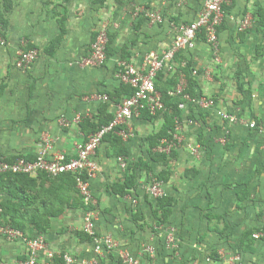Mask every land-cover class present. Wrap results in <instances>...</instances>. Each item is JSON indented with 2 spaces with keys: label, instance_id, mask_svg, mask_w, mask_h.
<instances>
[{
  "label": "crops",
  "instance_id": "0c3cea01",
  "mask_svg": "<svg viewBox=\"0 0 264 264\" xmlns=\"http://www.w3.org/2000/svg\"><path fill=\"white\" fill-rule=\"evenodd\" d=\"M205 2L15 0L10 10L3 7L7 27L6 44H0V155L34 159L51 140L52 154L75 157L93 126L114 117L129 95L118 77L119 63L127 58L141 67L149 52L164 53L177 30L195 20ZM141 9L162 13L164 22H151ZM224 11L219 61L201 35L192 50L177 57L181 65H190L196 96L212 97L216 104L181 109L184 140L174 152L158 151L162 140L150 139L161 132L165 112L133 117L129 139L110 138L98 149L99 171L91 180L98 200L97 232L113 237L119 248L104 253L102 264H131L120 251L128 252L136 264H235L237 255L239 264H264V0H231ZM247 17L252 26L241 30ZM103 24L110 28L112 55L103 65L88 66L85 59ZM58 37L55 53H46ZM28 45L39 49L40 56L22 70L15 60ZM163 75L165 84L173 76ZM103 93L110 101L99 98ZM253 121L256 128L248 125ZM139 161L143 167L129 170ZM133 172L135 188L116 193L115 184ZM150 176L162 182L164 209L170 210L165 219L161 197L145 189ZM38 181L32 192L36 203L16 213L58 215L46 233L34 228L29 232L44 236L57 256L70 253L79 264L95 257L94 245L82 231L87 210L80 195L62 182L49 196L51 182ZM43 200L49 203L43 205ZM4 201L21 208L6 189L0 190V203ZM254 233L263 235L254 238ZM148 245L154 256L144 251ZM27 257L24 242L0 235V264H25Z\"/></svg>",
  "mask_w": 264,
  "mask_h": 264
},
{
  "label": "built area",
  "instance_id": "2783aa9c",
  "mask_svg": "<svg viewBox=\"0 0 264 264\" xmlns=\"http://www.w3.org/2000/svg\"><path fill=\"white\" fill-rule=\"evenodd\" d=\"M231 0H206L204 8L199 16L190 23L181 26L173 39L170 47L164 52L151 51L145 57L141 67H136L128 61L119 63L120 70L118 77L122 83L130 86L133 89V94L125 96L122 102L118 105L116 114L109 124L102 126L97 132L92 133L88 140L80 143L77 147L75 157H68L64 153H51L53 145L51 140H46V147L34 159L28 158L26 155H18L14 159L7 155H0V174H28L37 176L40 173H45L50 177H57L62 174L74 175L77 183V188L83 198L86 206L90 207L87 210L85 223L82 231L91 237L94 245L95 257L85 259L81 264H102L100 257L109 251L119 249L117 242L109 235H100L97 232V214L98 200L92 192L91 180L96 177L99 166L96 161L98 149L104 141V137L109 134H116L123 139H129L131 130L129 122L133 117H139L143 112H148L156 115L164 112L167 107L165 105L162 93L157 89L156 79L160 73L163 74H179L181 63L177 57L181 52L192 50L199 36H203L206 42L212 47L213 55L216 61L220 60V42L219 28L224 22L225 11L224 7ZM145 16L153 23L160 24L164 22V16L160 12L148 11L141 9ZM252 26V18L247 17L241 24L240 29L245 30ZM108 32L103 29L98 30V35L92 44L91 54L85 59V64L88 66H100L106 62V47L108 44ZM0 44L5 45L4 36L0 34ZM40 56V51L37 48L20 50L15 66L22 70H27L34 64ZM195 74L196 71L194 70ZM189 86L188 77L185 73L180 72L178 84L175 89L169 91L170 96L183 95L184 102L179 107L184 109L188 104H196L204 109L213 108L216 101L208 96H191L186 92ZM103 101H110L107 94L99 95ZM224 119L233 121V116L230 113L221 114ZM82 118L78 117L77 121ZM176 131L172 133L171 139H163L158 147V151L169 153L175 147L180 145L183 140L182 121H176ZM63 125L68 126L69 122L63 121ZM251 128L258 126L257 122L253 121L248 124ZM119 126H125L121 130H116ZM264 127V125H263ZM121 167L127 168L123 158H119ZM147 193L155 198L162 197L164 192L162 182L150 176L145 185ZM133 202H137L135 199ZM3 213V208L0 206V217ZM0 235L8 240H20L28 247V257L25 264H57L56 258H62V264H79L70 253H63L59 256L49 249L46 238L44 236L30 237L24 231L12 227L9 224L0 223ZM262 233L255 234L254 237L260 238ZM170 242H175L172 235L169 236ZM144 251L154 256L155 249L148 245ZM120 254L129 263H134V259L125 251H120ZM235 264L241 262V256L237 255L233 258ZM136 264V263H134Z\"/></svg>",
  "mask_w": 264,
  "mask_h": 264
},
{
  "label": "trees",
  "instance_id": "16d2710c",
  "mask_svg": "<svg viewBox=\"0 0 264 264\" xmlns=\"http://www.w3.org/2000/svg\"><path fill=\"white\" fill-rule=\"evenodd\" d=\"M14 1L15 0H0V34H2L3 36H5V29L7 27V21H6V18H5L4 14L2 13L1 10L3 7L6 10H10L14 5ZM224 10H225V7H224ZM221 27H222V25H221ZM221 27L219 28V31H220ZM62 30L64 31L63 24H62ZM97 35H98V33L96 34L94 41L97 38ZM108 36H109V40H108V44L106 47L107 59L110 57V55H112L111 43L113 40L110 32H108ZM59 42H60V37L53 39L50 42V45L45 49L46 53H49V54L55 53V48L57 47ZM93 42H92V44H93ZM31 48H35V46L34 45H28L26 50L31 49ZM125 60L129 61L127 58ZM189 68H190L189 64H187L185 66H180L179 71L185 73L188 77L189 86L186 89V92L189 93L191 96L195 97L196 96V94H195V81L191 78V75H189V70H188ZM119 70H120V67H118V71ZM180 72L177 75H173L172 78L170 79V81L168 79L166 84L164 82H162V77L164 76L163 73H160L156 79L157 89L162 93L165 105L167 107V109L164 111L167 119H166V122H165L161 132L158 135H156L157 138L155 136L150 137L152 142L156 139H158V141H161L165 138L171 139L172 133H174L176 131V125H177L176 121L181 120V118H182V114H181L182 110L179 107V105L182 102H184L183 95H181V94L180 95H174V96L169 95V91L172 89H175L177 84H178V77L180 76ZM166 85H168L170 87L167 88ZM123 86L125 87V90H127V92L129 93V95L133 94V89L130 86L124 85V84H123ZM118 93H121V92L118 91ZM103 94H106V93H103ZM105 108H106V105H104V110H105ZM142 115L148 116L150 118L154 117V115H151V114L147 113L146 111H145V113L143 112ZM112 119H113V117L112 118L110 117L107 121H100V123L93 126L94 129H93L92 133L97 132L102 126L109 124ZM123 128H125V126H119V127H117L116 130H121ZM110 138H113V140L123 139L122 137H120L116 134L109 133L104 137V140H110ZM172 152H174V151L172 150ZM162 156L164 159H166L165 155H162ZM138 167H143L142 161H139L135 165L130 164L129 170H131V169L135 170ZM147 170H149V168H147ZM39 179L45 180L46 182L47 181L51 182L50 188H47V189H49V190H47V194L49 196H50V194L55 195L56 189H58L60 187L62 188V186L60 185V184H62V182L64 183L65 186H67V188H70V190L74 188V191L80 195V192L77 188L76 179H75L74 175H72V174H62V175L54 177V178L48 176L45 173H40L35 178L33 176L28 175V174H21V173H19V174H14V173L0 174V190L4 191L6 189L7 194L11 195L14 198L16 197L18 199V204H20V206H21V208L17 209L16 206L14 204H11L9 201L1 202L0 206L3 208V213L0 217V223L9 224L12 227L20 229V230L24 231L25 233H27L30 237H35V234L33 231L29 232L28 226H27L28 222L32 225V227L34 229L38 230L41 233H46L51 228L50 218L56 217L58 215L57 212H49L48 214H43L45 217H43V216L40 217L39 214L31 215V214H27V213H16V211L20 212L25 207L36 203L37 196L32 194V192H34L36 190L37 186L39 185V181H38ZM133 188H135L134 172L131 174H127L124 183L115 184V187H114L115 190L114 191L120 195H125L128 193V190H131ZM80 197H81V204L83 205V207L86 210H88L90 207L85 205L81 195H80ZM60 202L61 203L64 202L62 198H61ZM48 203H49V200H43V205H46ZM165 204L166 203L164 202L162 197L159 198L160 208L164 209ZM169 212H170L169 209H164V211H163V218L164 219L169 214ZM255 234H258V233H254L253 236ZM85 235L88 237L89 240H91L90 236H88L87 234H85ZM62 261H63L62 258H60V257L56 258L57 264H62Z\"/></svg>",
  "mask_w": 264,
  "mask_h": 264
},
{
  "label": "rangeland",
  "instance_id": "374dc122",
  "mask_svg": "<svg viewBox=\"0 0 264 264\" xmlns=\"http://www.w3.org/2000/svg\"><path fill=\"white\" fill-rule=\"evenodd\" d=\"M119 1H127V2H129V0H119ZM147 10V9H146ZM101 29H103V30H105L106 32H110V28H109V26H108V24L106 25V24H103L102 26H101ZM196 106V105H195ZM194 121V120H193ZM81 195V194H80ZM40 217L41 216H43V217H45L44 215H39ZM50 220H52L51 222H54L55 220L53 219V217L52 218H50ZM54 225H55V223H54ZM27 226H28V230H32V225L28 222L27 223ZM66 231V230H65Z\"/></svg>",
  "mask_w": 264,
  "mask_h": 264
}]
</instances>
